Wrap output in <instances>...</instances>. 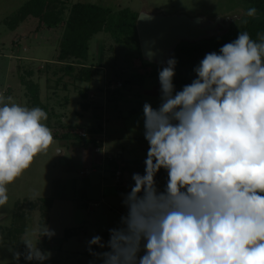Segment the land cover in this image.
<instances>
[{
  "label": "clouds",
  "instance_id": "obj_1",
  "mask_svg": "<svg viewBox=\"0 0 264 264\" xmlns=\"http://www.w3.org/2000/svg\"><path fill=\"white\" fill-rule=\"evenodd\" d=\"M257 36L240 32L207 53L181 91L174 57L159 70L161 103L143 105L145 172L133 174L127 212L107 243L88 241L102 264H264V34ZM6 100L0 94V208L8 185L54 143L46 111ZM162 168L163 191L155 179ZM52 235L45 225L41 236ZM24 243L14 259H48L37 243Z\"/></svg>",
  "mask_w": 264,
  "mask_h": 264
},
{
  "label": "rangeland",
  "instance_id": "obj_2",
  "mask_svg": "<svg viewBox=\"0 0 264 264\" xmlns=\"http://www.w3.org/2000/svg\"><path fill=\"white\" fill-rule=\"evenodd\" d=\"M28 1L0 0V94L12 97L11 101L6 100V102L28 108L40 107L48 114V119L45 121L48 127L56 122L64 127L74 124L72 128L80 131L87 128V122L83 125L75 116L77 111L81 113L83 105L79 89L89 88L93 95L97 96L95 91L98 89L109 83L132 81L130 75L135 73L137 76L134 83L138 85L137 88L147 84L145 89L151 92L128 99L131 93L128 84L125 83L120 90L109 94L106 101L104 95H98L99 118L95 116L94 119L99 120L106 133V157L114 158L113 161L105 159L109 179L103 183L105 185L103 189L101 167L97 171H92L93 169L84 167V163H80L81 142L87 145V148L92 145L95 148V143L81 140L78 134H69L65 139L54 137V143L48 151L38 155L31 167L13 184L8 185V204L0 208V264H102L100 259L88 252V241L93 236L99 235L103 242L107 243L110 238L109 229L118 227L121 217L127 212L122 203L123 199L119 201L120 193H128L131 188L128 180H131L132 176L128 164L132 162L129 163L124 159L125 164H123L122 159L118 166L122 167L121 170L124 172L123 183L118 184L110 176L111 173L114 175L112 166L119 160L118 144L121 145L120 149L125 150L126 159H138L132 163L135 165V170L145 164L149 144L144 137L143 105L147 102L153 108L159 107L161 92L155 91L153 87L160 85L159 70L163 67L154 64L148 67L140 66V61L135 58L128 41L119 43L109 33L101 32L90 42L89 53L92 60H89L88 64L99 67L93 82L88 84L76 81L61 70L63 63L55 62L64 32L62 28L46 29L41 26L37 17L27 18L16 30L11 29L6 23V20L13 19ZM60 1L66 3L68 12L77 2L97 5L109 11L111 19L126 9L138 13L148 10L166 15L179 13L190 16L203 15L209 19L238 16L228 27L220 25L213 30L210 38L226 32L232 33L237 28L238 19L246 21L255 18L245 15L249 8L255 6L249 0ZM202 59L200 58L198 63L186 61L183 69L179 70L178 66L175 68L173 78L175 91L183 89L184 79L188 85L197 78L194 69L199 66ZM140 69L144 72L147 70L148 73L152 71L156 76L152 77L149 74V78H142L138 76ZM119 91L121 98L126 101L124 100L118 110H114L112 106L116 103L115 94ZM68 98L70 104L66 107L61 103ZM116 136L121 138L118 139ZM167 179V171L162 168L156 178L157 186L161 191L164 190ZM88 182H91V186ZM88 186L92 188L91 194ZM51 200L53 207L44 219L42 211ZM89 201L93 207L91 210L87 208ZM96 202H99L98 206L94 205ZM45 225L54 232V235L41 236ZM4 230L5 232H2ZM10 230L13 232H9ZM25 241L33 246L37 243V247L48 255V259L42 262L27 261L23 255L19 261L14 259L16 252L27 251ZM94 246L97 247V252L108 250L92 245ZM140 255H143V251Z\"/></svg>",
  "mask_w": 264,
  "mask_h": 264
},
{
  "label": "trees",
  "instance_id": "obj_3",
  "mask_svg": "<svg viewBox=\"0 0 264 264\" xmlns=\"http://www.w3.org/2000/svg\"><path fill=\"white\" fill-rule=\"evenodd\" d=\"M249 1L254 3V7L258 10L256 16H254L255 18L247 19L246 21H239L238 19L236 22L237 28L232 33L226 32L223 35L204 39L195 44H181L176 51V61L179 70L183 69L186 61L198 63L199 59L204 58L207 53H219L220 48L224 44L237 39L240 32L247 31L252 39L258 40L257 34H264V0ZM67 7L66 3L60 0H29L14 18H9L6 20V23L11 29L16 30L21 22L27 18L37 17L40 24H42L41 26H44L46 29L62 28L64 32L58 47L55 62L63 63L64 66L61 67V70L72 76L76 81L92 82L98 72V67L95 65L92 66L91 63L88 64V62L92 60L89 53L90 42L101 32L109 33L119 43L128 41L132 47L133 54L135 53V58L140 61V66L148 67L150 65V63L143 59L141 53L136 28L138 12L126 9L111 19L109 17V11L94 4L77 2L71 7L70 12L67 11ZM142 70L140 69L139 73L150 74L152 77L156 76L152 71L148 73L147 70L146 72ZM75 72L77 73L75 74ZM122 83L125 84L126 82ZM129 83H131L130 80L126 84ZM185 85L187 83L184 79L182 86L184 87ZM102 90L103 88L100 91ZM83 96L87 98L86 92H84ZM101 130L102 127L99 125L98 128L90 129L88 132L98 133ZM59 136L64 138L67 134L63 132ZM80 139L86 138L80 137ZM89 139L92 140V138ZM93 143L95 142L93 141ZM52 205L53 200H51V203H47V209H43L42 216L44 219L47 218L48 211L52 208ZM9 232H13V230ZM66 235L69 236V233L66 232ZM92 251L97 252V247H92Z\"/></svg>",
  "mask_w": 264,
  "mask_h": 264
},
{
  "label": "water",
  "instance_id": "obj_4",
  "mask_svg": "<svg viewBox=\"0 0 264 264\" xmlns=\"http://www.w3.org/2000/svg\"><path fill=\"white\" fill-rule=\"evenodd\" d=\"M237 17L209 19L203 15H166L143 10L136 21L142 57L150 64L165 67L170 58L176 59V51L181 44L209 39L213 30L220 25L228 27ZM150 52L153 53L151 57L148 55Z\"/></svg>",
  "mask_w": 264,
  "mask_h": 264
},
{
  "label": "crops",
  "instance_id": "obj_5",
  "mask_svg": "<svg viewBox=\"0 0 264 264\" xmlns=\"http://www.w3.org/2000/svg\"><path fill=\"white\" fill-rule=\"evenodd\" d=\"M53 62V61H52ZM54 63V62H53ZM56 64V63H55ZM99 68V67H98ZM131 79H132V81H131V83H130V85L128 84V88H129V92L131 93L130 95H128V99H132V98H134V96H136V95H142V94H144V93H149V92H151V91H147V89H145L146 87H145V85H147V84H143L141 87H139V89L137 88L138 87V85L136 86V84L134 83V80H135V78H136V74L135 73H132L131 75ZM138 76H141L142 78H149L150 76L148 75L147 76V74H144V73H139L138 74ZM84 82V81H83ZM93 82V81H92ZM92 82H86V83H92ZM154 88V90L155 91H157V90H160V85L159 86H154L153 87ZM87 90V91H86ZM101 89H98L97 91H95L98 95L99 94H102V95H104L103 94V92L102 91H100ZM118 90H120V89H117L116 90V92L118 91ZM79 92H80V95H81V97H82V100H83V105H82V107H81V113H79V111H77L76 113H75V116H77V118H78V120L81 122V124H85L86 122H87V128H85V129H81L80 131H84V130H87V131H89L90 129H93V128H98V126L100 125V122H99V120L98 119H94V117L96 116V118H99V114H97V111H99V98H98V95L96 96L95 94H94V99H92L93 97H92V95H93V92H91V90L88 88H86V89H79ZM84 92H86V94H87V98H84V96H83V94H84ZM121 91H119L118 93H116L115 95V97H117L116 98V103H115V105H113L112 106V109H114V110H118V108L120 107V106H122V104H123V102H124V98H121ZM93 100V101H92ZM126 101V100H125ZM128 101V100H127ZM89 102V103H88ZM92 102V103H91ZM62 105H64V106H68L69 104H70V99L68 98V99H64V101L61 103ZM110 104V103H109ZM92 107H94L93 109H92ZM98 108V109H97ZM94 110H96V112H93ZM61 115H63V114H61ZM91 115V116H90ZM72 116H73V114H72ZM72 125V126H71ZM73 125L74 124H70V125H68L67 127H64V125L62 126V125H59V124H57V122L56 123H51L50 124V126H49V128L51 129V131H52V134H53V137H59V138H63V137H60L59 135L61 134V133H63L64 132V134H67V136H65L63 139H65V138H68L69 137V134H78V130H77V128H72L73 127ZM70 131V132H69ZM69 132V133H68ZM78 136H80L79 134H78ZM81 137V136H80ZM116 138H118V139H120L121 137H117L116 136ZM81 140H86V139H81ZM86 141H92L91 143H93V140H86ZM73 142H76V141H74L73 140ZM116 143V142H115ZM77 144V143H76ZM78 145V144H77ZM81 145H82V148L80 149L81 151H80V158H81V160H80V163H84V167H89V168H91V169H93L92 171H97V169H99L100 167H101V173H102V179H103V181H101V184H102V189H103V186H105V185H103V183L104 182H106L105 180L106 179H109V177H108V175H109V171H106V169H107V167H105V165H106V163H105V155L106 154H103V153H97L96 151H95V148H94V146L92 145V147H90V148H87V145H85V144H82V142H81ZM119 146H118V158H119V160H118V162L116 161V164L114 163V165L112 166L113 168H112V171H113V173H114V175L111 173V177H113L114 178V180H116L117 181V177H116V175H115V173H116V170H118V169H122V167H118L120 164H121V160H122V163L123 164H125V160H127V162H132V163H134V161H136V160H138V159H126L125 157H124V153H125V150L122 148V149H120L121 148V145L120 144H118ZM142 156V155H141ZM125 159V160H124ZM143 160H145V159H143ZM128 164L130 167V175L131 176H133V174L134 173H139V174H144V172H145V164L144 165H142L141 166V168H139V169H137V170H135L136 168H135V165H133V164ZM137 164H139V163H137ZM92 167H94V168H92ZM125 170H126V168H124ZM111 171V170H110ZM82 175H84V174H82ZM105 177V178H104ZM123 177H124V172L122 171V176H121V183H123ZM157 178V174H156V177H155V179ZM160 178V177H159ZM130 179H131V177H130ZM129 181V187H131V186H133L134 185V181L131 179V180H128ZM127 181V182H128ZM126 182V183H127ZM89 183V185L91 186V182H88ZM118 184H120V183H118ZM90 186H88L89 187V189H88V191H89V193L91 194V189L92 188H90ZM107 187V186H106ZM127 192H122V193H120V197H119V201L120 200H122L123 199V197H124V195L126 194ZM102 196H104V194H103V192H102ZM61 199H68V198H61ZM103 201V200H102ZM98 205H99V202H96ZM122 203H123V201H122ZM91 205H92V203H91V201H89L88 203H87V208H88V210H91V209H93V207H91ZM94 205H95V203H94ZM97 205V206H98ZM96 206V205H95ZM52 207H53V205H52ZM2 232H5V230L4 231H2Z\"/></svg>",
  "mask_w": 264,
  "mask_h": 264
},
{
  "label": "built area",
  "instance_id": "obj_6",
  "mask_svg": "<svg viewBox=\"0 0 264 264\" xmlns=\"http://www.w3.org/2000/svg\"><path fill=\"white\" fill-rule=\"evenodd\" d=\"M123 87V83L121 81L114 83V84H107L105 87H103V94H104V99L105 101L108 98L109 94H113L114 91H116L117 89H120ZM92 97L94 98V95H92ZM78 134L82 137V138H92V140L95 142V151L97 153H106V133L104 128L102 127V130L99 131L98 133H89L88 131H79ZM105 159H110V161H113L114 158L111 156L106 157L105 155ZM84 172H82L83 174ZM88 173H90V171H88ZM116 177H117V183H121V176H122V170L118 169L116 170L115 173ZM95 205H98L97 203H95Z\"/></svg>",
  "mask_w": 264,
  "mask_h": 264
},
{
  "label": "bare ground",
  "instance_id": "obj_7",
  "mask_svg": "<svg viewBox=\"0 0 264 264\" xmlns=\"http://www.w3.org/2000/svg\"><path fill=\"white\" fill-rule=\"evenodd\" d=\"M124 87V86H123Z\"/></svg>",
  "mask_w": 264,
  "mask_h": 264
}]
</instances>
